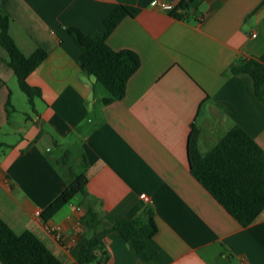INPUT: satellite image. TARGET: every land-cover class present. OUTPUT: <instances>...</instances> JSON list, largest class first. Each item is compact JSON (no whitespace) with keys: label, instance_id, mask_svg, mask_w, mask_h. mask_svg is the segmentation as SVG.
<instances>
[{"label":"crops","instance_id":"0c3cea01","mask_svg":"<svg viewBox=\"0 0 264 264\" xmlns=\"http://www.w3.org/2000/svg\"><path fill=\"white\" fill-rule=\"evenodd\" d=\"M152 1L2 0L19 50L29 56L40 48L46 57L27 78L41 92L28 113L13 103L16 77L0 46V218L17 234L33 232L63 264H74L92 235L80 224L86 205L105 229L149 208L156 231L137 238L147 239L155 256L141 258L110 232L104 264H264V213L243 227L194 178L187 155L193 127L202 154L234 126L264 150V102L250 75L230 72L242 59L264 64V0H203L182 20ZM120 4L140 11L124 17L107 44L136 52L140 66L124 96L104 104L108 92L79 67L81 49L67 28L104 32V20ZM15 112L25 115L20 122ZM73 143L88 177L86 195L45 219L71 177L53 147L66 156ZM47 225L61 229L60 242Z\"/></svg>","mask_w":264,"mask_h":264},{"label":"trees","instance_id":"16d2710c","mask_svg":"<svg viewBox=\"0 0 264 264\" xmlns=\"http://www.w3.org/2000/svg\"><path fill=\"white\" fill-rule=\"evenodd\" d=\"M203 0H175L169 14L179 20L194 14ZM138 7L120 4L104 20L105 31L89 34L76 27L67 31L81 49L79 67L95 78L108 92L102 103L120 100L129 78L140 66L138 54L130 49L114 50L107 44L108 35L126 17H135ZM9 16L0 0V46L7 55L6 62L13 71L20 90L27 96L31 109L34 99L41 97L38 87L28 83V76L45 59L40 48L31 55H24L8 32ZM233 74L246 73L254 82L256 95L264 102V64L255 59H242L230 67ZM9 102L6 107L9 108ZM198 130L193 127L187 143L188 166L191 174L214 199L243 227L256 222L264 213V150L241 127L231 128L219 142L206 153L198 150ZM87 175L71 174L65 188L47 205L44 218L55 214L77 195H86ZM152 211L147 208L132 219H120L110 229L101 226V215L93 206L86 205L80 224L92 232L81 246L74 264L105 263L107 250L103 238L110 232L119 233L130 247L145 260L155 256V249L147 239L137 238L142 232L150 238L156 231ZM0 262L2 264H63L31 231L15 233L0 218Z\"/></svg>","mask_w":264,"mask_h":264},{"label":"rangeland","instance_id":"374dc122","mask_svg":"<svg viewBox=\"0 0 264 264\" xmlns=\"http://www.w3.org/2000/svg\"><path fill=\"white\" fill-rule=\"evenodd\" d=\"M10 86L13 90V103L16 106V108H18V110L20 109H24L26 110V112L30 113L29 110V104L27 101V96L20 90L18 83L16 81V79H13L10 82ZM24 114L20 113V112H15L13 113V119L17 120L19 119V122L24 118ZM71 152L70 155H64V149L63 150H56L55 147H53V151L52 154L54 156L60 157L61 161L65 162V170L66 172H68V170L70 171L71 174L74 175H78L81 174L83 171L82 166L79 163V144L78 143H73V145L70 147ZM68 169V170H67Z\"/></svg>","mask_w":264,"mask_h":264},{"label":"built area","instance_id":"2783aa9c","mask_svg":"<svg viewBox=\"0 0 264 264\" xmlns=\"http://www.w3.org/2000/svg\"><path fill=\"white\" fill-rule=\"evenodd\" d=\"M175 0H153L151 2V6L159 11L169 12L175 7ZM140 197L145 201H149L148 197L145 194H141ZM38 215L40 214L38 211L36 212ZM47 231L54 237L55 240L60 242L62 240V232L61 229L56 225H47Z\"/></svg>","mask_w":264,"mask_h":264}]
</instances>
